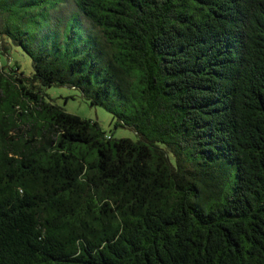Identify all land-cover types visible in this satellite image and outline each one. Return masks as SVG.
<instances>
[{
  "label": "trees",
  "instance_id": "16d2710c",
  "mask_svg": "<svg viewBox=\"0 0 264 264\" xmlns=\"http://www.w3.org/2000/svg\"><path fill=\"white\" fill-rule=\"evenodd\" d=\"M12 46L0 264H264V0H0Z\"/></svg>",
  "mask_w": 264,
  "mask_h": 264
},
{
  "label": "rangeland",
  "instance_id": "374dc122",
  "mask_svg": "<svg viewBox=\"0 0 264 264\" xmlns=\"http://www.w3.org/2000/svg\"><path fill=\"white\" fill-rule=\"evenodd\" d=\"M0 68L7 71L20 68V71L28 78L34 73L33 61L22 48L12 46L8 54L0 56ZM48 98L66 112L80 116L84 119L97 121L102 128L120 140L129 138L136 140V134L128 128H115L114 117L101 107L91 106L83 97L80 91L70 87H51L45 89Z\"/></svg>",
  "mask_w": 264,
  "mask_h": 264
}]
</instances>
